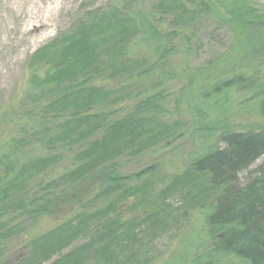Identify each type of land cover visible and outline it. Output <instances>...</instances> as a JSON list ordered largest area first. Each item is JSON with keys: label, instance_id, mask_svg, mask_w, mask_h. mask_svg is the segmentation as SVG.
<instances>
[{"label": "trees", "instance_id": "1", "mask_svg": "<svg viewBox=\"0 0 264 264\" xmlns=\"http://www.w3.org/2000/svg\"><path fill=\"white\" fill-rule=\"evenodd\" d=\"M230 3L201 2L231 44L199 70L187 68L196 35L181 28L200 10L183 0L128 20L90 15L34 53L30 86L50 98L0 115V264H155V236L185 220L171 216L177 193L184 216L200 215L177 264H264V162L244 176L264 155V6ZM177 74L189 127L161 107ZM187 134L197 148L182 169L170 149ZM144 154L153 163L125 174ZM22 233L26 250L9 261Z\"/></svg>", "mask_w": 264, "mask_h": 264}, {"label": "rangeland", "instance_id": "2", "mask_svg": "<svg viewBox=\"0 0 264 264\" xmlns=\"http://www.w3.org/2000/svg\"><path fill=\"white\" fill-rule=\"evenodd\" d=\"M172 0H0V115L3 112L16 109L18 106L33 104L34 101L50 98V95H43L30 86L32 68L30 66L31 58L34 53L49 43L62 33L69 32L76 23L90 15H96L98 18L105 14L103 18L109 20L118 19L120 15L122 20L130 18L131 11L149 9L155 11V6L160 2H169ZM185 5L194 13L200 10L202 0H183ZM221 8L211 10V13H220L235 10V5L230 1L235 0H216ZM242 2V0H239ZM264 6V0H256ZM129 6L126 8V6ZM238 5V4H236ZM152 8V9H151ZM119 12L117 14L115 12ZM206 14V11L200 10L196 13L195 29L181 28L184 32L196 35V41L192 42V52L190 54L187 68L199 70L201 65L210 61L217 60L219 56L227 51L231 44V32L227 23H222L221 18L216 15ZM95 17V19L97 18ZM168 25V23H165ZM170 28V27H168ZM230 65L237 62L239 56L228 54ZM183 57H178V61ZM43 75V74H41ZM188 78V77H187ZM164 90V100L161 107L169 110L172 114L165 112L170 120L182 119L185 126H190L193 114L189 112L183 104L182 109L177 108L180 99L185 100V94L181 93V87L187 82L186 78L180 79L178 74L167 81ZM39 95L41 97H39ZM257 113V112H256ZM255 113V114H256ZM252 114V115H255ZM8 130H13L14 126H7ZM1 137V135H0ZM175 147V148H174ZM171 152H176L177 158L182 169L188 165L187 158L191 155L194 148H197V142L189 135L181 138ZM153 157L142 155L137 159H131L125 169V174L136 173L145 169L153 163ZM264 162V155L258 159L244 174L247 176L255 172L260 164ZM242 175V177H244ZM171 209H178L176 213H171L173 219H185L181 225L180 222L174 224L168 231L162 235H156L152 247L149 248L151 260L155 264H177L174 253L181 255L183 242H190L197 232L199 213L189 212L183 215V206L185 205L179 193L170 198ZM25 234H19L13 242V249L9 251V261L15 257L18 259L26 250L18 245L22 244ZM86 238H80L63 252L80 245ZM16 250V252L14 251ZM59 255H55L49 264ZM15 258V259H16Z\"/></svg>", "mask_w": 264, "mask_h": 264}, {"label": "water", "instance_id": "3", "mask_svg": "<svg viewBox=\"0 0 264 264\" xmlns=\"http://www.w3.org/2000/svg\"><path fill=\"white\" fill-rule=\"evenodd\" d=\"M263 113H264V103H263ZM234 264H239V263H234Z\"/></svg>", "mask_w": 264, "mask_h": 264}]
</instances>
